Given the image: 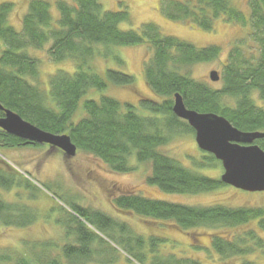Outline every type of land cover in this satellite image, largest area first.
Here are the masks:
<instances>
[{"label":"trees","instance_id":"16d2710c","mask_svg":"<svg viewBox=\"0 0 264 264\" xmlns=\"http://www.w3.org/2000/svg\"><path fill=\"white\" fill-rule=\"evenodd\" d=\"M13 6L10 2L0 3V44L4 46L0 54V104L46 132L69 135L79 153L99 159L111 171L133 172V159L149 164L148 185L165 194L197 195L226 186L219 179L198 173L200 169H212L221 164L214 156L193 159L198 168L195 171L162 152L177 134L194 133L173 113L176 94L183 97L189 110L222 116L242 132H264V0H249V20L232 0L162 2L160 11L169 21L201 31L213 32L219 20L250 27L247 37L231 46L219 88L196 81L190 75L192 66L219 59V47L198 48L179 38L165 36L159 27L150 23L140 30H122V24L131 23L126 7L107 11L100 0L58 1L57 14L53 15L48 2L32 0L21 28L15 29L9 24ZM145 44L153 50V55L144 67V77L155 97L141 98L139 103L149 114H140L136 106L107 96L98 100L84 99L92 90H107L110 83L133 87V76L113 67H106L104 74L99 73L95 63L100 59L123 67L125 63L115 54V48ZM45 48L53 63L72 62L75 66L73 73L58 71L52 75L48 90L33 83L39 77L40 60L31 51ZM82 101L85 116L75 121ZM6 134L0 130V147H22L20 144L25 141ZM255 144L264 150V140H257ZM4 176L0 173V188L9 191L14 186V175L8 179ZM114 204L121 210L155 221L173 222L180 231L191 234L197 250L203 247L192 232L205 230L212 249L224 260L264 251V239L255 230H240L258 221V229L264 232L263 209L186 206L138 195L119 196ZM70 206L75 215L91 227L78 217L67 219V234L76 238L77 245L63 246L59 256L50 259L51 264H87L96 258L97 251L100 257L106 253L101 248V237L92 227L105 230L116 225L113 229L117 231L118 222L100 211L81 208L74 203ZM12 208L0 201V222L24 227L26 221H30L24 219L30 209ZM223 229L233 232L222 235L219 231ZM43 243L36 244L43 249L40 253L32 251L35 250L33 245L29 248L36 264H45L43 258L50 244ZM137 247L141 251L145 249L142 238L138 239ZM127 253L139 263L144 261V256L140 257L131 249ZM27 256L1 255L0 261L33 264ZM99 263L114 264L116 260ZM178 264L201 263L183 260Z\"/></svg>","mask_w":264,"mask_h":264},{"label":"rangeland","instance_id":"374dc122","mask_svg":"<svg viewBox=\"0 0 264 264\" xmlns=\"http://www.w3.org/2000/svg\"><path fill=\"white\" fill-rule=\"evenodd\" d=\"M31 1L0 0V3L14 4L9 24L15 29L21 28L22 19ZM44 1L51 5L53 15L57 14L56 3L58 1L73 2V0ZM164 1L166 0H100L107 11L127 8L131 23L122 24L120 27L122 30H140L144 24L150 23L159 27L165 36L179 38L198 48L219 47L221 49L219 59L190 68V75L193 79L219 88V82L211 81V72L216 71L221 76L231 46L245 39L250 27L244 28L219 20L213 32H205L186 24L173 23L160 11ZM232 2L249 20V0H232ZM3 49L4 46L1 45L0 54ZM114 52L121 57L125 65L119 67L117 64L105 63L99 59L95 63L97 70L102 74L106 67L123 71L133 76L134 86L121 87L110 83L107 90L103 92L92 90L84 99L98 100L102 96H107L122 104L136 106L140 114H149L140 106L139 101L141 98L155 97L144 77V67L150 61L153 50L145 44L139 47H118ZM31 53L40 60L39 77L33 83L42 90H48L49 79L56 72L73 73L75 71L72 62L53 63L50 61L48 48L33 50ZM83 101L74 116L75 121L85 116ZM161 150L167 156L195 171L198 168L194 166L193 159H203L204 156L211 155L199 149L195 134L192 132L177 134ZM0 162L2 163L0 173L5 175L3 178L8 179L9 176L14 175V186L11 190L0 188V201L12 206V209H30L24 217L30 221H26L24 227L6 226L0 222V256L14 253L20 256L28 255L30 261L36 264L34 253L43 251L36 244L45 242L43 245L50 244V246L47 248V255H44L43 261L45 264H51L50 259L57 258L63 246L77 245L76 238L67 234L69 227L66 224L67 219L74 216L80 218L71 210L70 205L74 203L81 208L100 211L118 222L116 233V225L113 226L115 229L108 227L105 230L98 226L92 227L93 231L101 237L102 241L99 240L102 242L101 248L106 253H102L100 257L97 251L96 258H92L87 264H102L103 262H99L113 259L116 260L114 264H178L183 260H197L201 264H264V251H257L245 258L224 260L212 249L210 237L205 235V230L198 229L192 232L194 237L199 238V246L203 247L202 250H197L191 234L180 231L173 222L155 221L121 210L114 204V200L119 196L138 195L186 206H223L264 210V192L250 193L225 186L213 192L197 195L165 194L158 188L148 185L147 178L151 174L149 164L138 163L133 159L131 164L135 170L131 173L120 174L111 171L105 163L89 154L78 152L75 158L68 160L63 155H53L41 146L0 147ZM8 167L13 172L9 171ZM198 173L220 180L224 169L221 164H217L212 169H200ZM80 220L88 228L91 227L87 221L81 218ZM240 230L242 232L255 230L258 236L264 239V232L258 229V221L242 226ZM211 232L213 231H207V233ZM231 232L233 231L229 229L219 231L222 235L231 234ZM139 238H142L145 243L143 251L137 247ZM32 245L35 247V250H32L34 253L29 250ZM128 249L140 257L144 256V261L139 263L133 260L127 253ZM0 264L5 263L0 261Z\"/></svg>","mask_w":264,"mask_h":264},{"label":"water","instance_id":"95a60500","mask_svg":"<svg viewBox=\"0 0 264 264\" xmlns=\"http://www.w3.org/2000/svg\"><path fill=\"white\" fill-rule=\"evenodd\" d=\"M210 79L219 82V73L212 71ZM0 112L4 114L0 130L8 135L25 144L49 145L61 150L68 160L77 156L78 148L69 135L46 132L1 104ZM173 113L195 131L199 149L221 162L223 184L250 193L264 192V150L255 144L264 140V132H242L222 116L189 110L180 94L174 96Z\"/></svg>","mask_w":264,"mask_h":264},{"label":"flooded vegetation","instance_id":"af4514ba","mask_svg":"<svg viewBox=\"0 0 264 264\" xmlns=\"http://www.w3.org/2000/svg\"><path fill=\"white\" fill-rule=\"evenodd\" d=\"M2 117H4V114L3 113H0V118H2ZM6 135H8V134H6ZM26 142H22L21 144H20V146H22V147H25V146H34V147H37V146H41V147H43V148H45V149H47L48 150V152H50V153H52L53 155H55V154H57V155H59V156H61V155H63L64 157H65V155H64V153L61 151V150H58V149H56V148H52L51 146H49V145H32V144H25ZM1 147H3L2 145H1ZM9 147H11V146H9ZM1 162H0V168H1ZM8 169H9V171H11V169L8 167ZM11 172H13V171H11ZM11 175L13 174V173H10Z\"/></svg>","mask_w":264,"mask_h":264}]
</instances>
